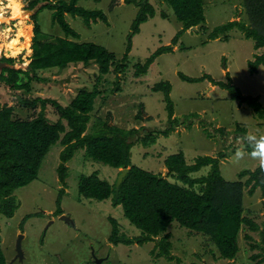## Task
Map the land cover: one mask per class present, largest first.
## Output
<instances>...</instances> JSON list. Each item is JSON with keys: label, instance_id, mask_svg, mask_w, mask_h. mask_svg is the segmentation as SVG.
<instances>
[{"label": "rangeland", "instance_id": "rangeland-1", "mask_svg": "<svg viewBox=\"0 0 264 264\" xmlns=\"http://www.w3.org/2000/svg\"><path fill=\"white\" fill-rule=\"evenodd\" d=\"M31 1L21 0L22 6L11 10L0 7L5 14L0 16V53L12 57L10 66L23 71L27 70L33 52L34 20L41 29V38L65 37L64 31L52 18L54 4L58 0H37L32 6ZM147 1L154 9V16L140 24L139 32L135 34H131V23L138 7L134 3L126 4L124 0L77 2V5L87 9H101L106 15V22L98 20L87 26L81 17L65 15L69 26L79 35L77 38L68 35L67 39L101 45L114 52L117 62H123L121 58L129 41L130 49L126 53L123 70L116 72L112 65L107 74L101 75L95 63L83 65L81 62L64 68L38 70L37 75L45 80L31 81L29 90H14L0 82V105L11 106L15 118L30 119L37 114L40 106L37 104L36 109L23 107L19 98L53 99L65 106L81 87L90 90L96 85L99 92L83 134H95L106 122L125 130L135 128L137 132L130 139L134 142L130 148L134 165L165 177L168 175L164 160L168 155L181 152L188 164L194 163L199 155H209L219 160L220 172L225 179L244 182L248 174L241 176L238 173L254 170L258 162L248 155L237 160L235 153L237 150L249 152L244 140L246 134H264V117H260L247 102L234 99L227 89L216 82H226L228 73L232 84L243 95L256 97L264 107V64L259 65L255 73H250L248 69V60H253L255 54L264 49H254L252 39L245 38L237 28L229 31L227 40L207 38L214 26L246 19L241 0H204L203 25L206 29L200 31L196 26L194 30H187L172 45V50L162 52L154 59L145 75L136 76L135 65L143 64L158 47L171 45L172 37L181 28L172 8L164 0ZM6 2L0 0V6H5ZM36 6L37 16L34 19L35 13L29 14L26 10ZM13 11L20 16L12 19L10 15ZM18 27L22 29L20 36H16ZM28 36L29 45L25 48L22 44ZM15 39L18 50L9 46ZM178 71L195 77L209 74L212 81L190 83L181 80ZM163 80L171 85V117L167 116L162 92L150 89ZM44 113L50 122H55L59 116L51 101L46 103ZM171 120H174L173 127L164 133ZM63 123H66L64 119ZM237 125L245 130H237ZM149 132L155 140L144 146L140 139ZM61 149L59 142L51 146L37 179L14 191L20 202L14 215L9 218L0 215L1 248L6 264H94L92 250L96 257L103 258L101 264H264L251 258L253 254L264 253V235L261 234L264 229V194L259 188L249 194L248 186H244L243 215L250 218L258 229L251 230L242 225L237 239L239 250L234 259L217 257L218 252L208 236L189 231L175 221L167 229L170 256L173 258L158 256L155 255L158 251L155 241L142 245L110 243L109 218L118 222L119 234L126 237H134L140 234V230L123 215L121 205H115L111 196L97 201L78 194L77 181L81 174L96 170L101 179L112 184L120 169L85 158L84 151L78 150L67 162L66 192L57 201L59 183L56 167ZM209 167L205 165L193 175L204 174ZM58 206L67 221L54 213ZM32 212L39 214L23 222V217ZM19 235H22L21 258L15 252Z\"/></svg>", "mask_w": 264, "mask_h": 264}, {"label": "trees", "instance_id": "trees-1", "mask_svg": "<svg viewBox=\"0 0 264 264\" xmlns=\"http://www.w3.org/2000/svg\"><path fill=\"white\" fill-rule=\"evenodd\" d=\"M80 0H58L54 4L52 18L64 31L65 37H52L50 40L41 38V29L36 20L33 21L32 56L27 64V70L23 71L13 66L12 57H6L0 53L2 62L7 63L0 69V82L14 90H29L33 80H45L37 75L38 70L64 68L68 64L81 62L83 65L95 63L98 73L105 75L112 65L117 70L125 67L126 53L122 56L123 62L115 61V54L105 47L94 42H76L67 39L71 35L77 38L79 35L74 31L65 19V15L79 16L84 24L89 26L98 20L106 22V15L101 9H87L77 5ZM98 1V0H95ZM173 10L181 28L171 39V45L158 47L151 53L143 64H136L134 74L145 75L149 65L162 52L172 50L178 38L193 26L205 30L204 0H164ZM37 0L31 1V6ZM124 3H134L138 10L131 23V34L139 32L140 24L154 16V9L147 0H124ZM246 19L231 20L224 24L214 26L207 34V38L221 40L228 39V33L237 28L247 39H252L254 49H264V0H241ZM22 6L21 0H7L5 7L9 10ZM53 7V6H52ZM16 13L13 11V14ZM3 15H5L3 13ZM37 14L33 15V18ZM18 26H22L18 23ZM16 36H20L22 29L18 27ZM29 36L25 37L23 47L28 48ZM182 47V44H180ZM9 46L19 49L16 39ZM15 54V52H12ZM264 64V50L255 54L253 60H248L250 73H255L258 66ZM181 80L194 83L203 79L212 81L209 74L195 77L178 71ZM226 82L216 83L227 89L232 97L240 102H247L260 117H264V107L257 102L256 97L243 95L240 89L232 84L229 74H226ZM152 91H161L165 102L167 116L173 114V102L170 99L171 85L167 80L159 81L150 88ZM97 86L92 89L81 87L72 97L70 103L60 105L53 99L35 97L31 100L19 98L23 107L39 111L30 119L13 117L11 106L0 105V215L12 217L20 205L14 195L17 188L25 186L37 179L38 171L51 146L57 142L62 146L59 152V163L56 167L58 182L61 187L58 190L57 201L62 198L67 186L66 177L68 167L66 163L78 150H83L85 158L99 161L114 168H126L129 170L123 177L117 196L115 195V182L110 184L101 179L96 170L89 174H81L77 181L78 194L86 199L102 201L112 197L115 205H121L123 215L129 222L140 230V234L134 237H126L119 234V224L114 218H109L111 231L108 241L114 245H142L147 241H155L158 249L155 255L170 256V243L167 241L169 225L175 221L179 226L189 231L202 233L213 242L218 256L222 259L232 260L235 258L238 246V232L242 225H247L251 230H257L258 226L250 218L243 215L244 186H248V193L253 194L259 188L264 194V171L259 166L254 170H242L238 174L248 177L244 182L240 180H227L220 172L219 160L209 155H199L194 163L188 164L181 152L168 155L164 160L167 175L145 170L132 164L130 148L134 143L130 139L135 136L137 129L125 130L107 122L95 134H83L90 119L93 102L98 95ZM55 106L58 119L50 122L45 116L44 110L47 102ZM140 106V104H139ZM137 117V116H136ZM139 117V116H138ZM63 119L66 123H63ZM171 125L164 133H167ZM237 130L244 131L239 128ZM241 136V135H240ZM244 137V135H243ZM155 140L150 132L140 139L146 146ZM249 152L251 149H248ZM222 155V154H221ZM210 166L206 173L194 176L203 166ZM54 213L60 215L62 209L58 206ZM38 212L26 214L22 221L25 222ZM160 234L162 236L158 237ZM264 235V229L261 230ZM158 237V238H157ZM250 238L249 236H246ZM254 249V245L250 246ZM256 247V246H255ZM252 259L256 262H264L263 254H253ZM0 264H6V259L1 248L0 235ZM196 264V263H193Z\"/></svg>", "mask_w": 264, "mask_h": 264}, {"label": "clouds", "instance_id": "clouds-1", "mask_svg": "<svg viewBox=\"0 0 264 264\" xmlns=\"http://www.w3.org/2000/svg\"><path fill=\"white\" fill-rule=\"evenodd\" d=\"M3 15V11L2 9H0V16ZM180 23V22H179ZM181 24V23H180ZM194 28H196V26H193L191 29H188V30H194ZM187 31V30H186ZM185 31V32H186ZM184 32V33H185ZM183 33V34H184ZM176 34V33H175ZM174 34V35H175ZM182 34V35H183ZM181 35V36H182ZM180 36V37H181ZM174 37V36H173ZM172 37V38H173ZM179 39V38H178ZM176 44V43H175ZM225 68V66H224ZM199 77V76H198ZM204 80H208V79H203L201 81H198V82H202ZM209 81V80H208ZM198 82H194V83H198ZM211 82V81H209ZM222 88V87H221ZM244 140L247 142L248 144V147L251 149L250 152L248 153H245L243 150H237L236 153H235V158L237 160L243 158L245 155H248L251 159L255 160L258 162V166L259 168L261 169V171H264V134H260L259 136L257 135H254V134H246L245 137H244ZM59 159V158H58ZM59 163V162H58ZM58 165V164H57ZM67 165V163H66ZM68 167V166H67ZM121 169V168H119ZM120 173V172H119ZM58 178V177H57ZM117 179V178H116ZM116 182V181H115ZM59 183V182H58ZM61 187L60 183H59V188ZM58 188V190H59ZM65 192H66V188H65ZM58 194V192H57ZM65 195V193H64ZM63 197V196H62ZM63 213V211H62ZM61 213V214H62ZM60 214V215H61ZM16 252V251H15Z\"/></svg>", "mask_w": 264, "mask_h": 264}, {"label": "water", "instance_id": "water-1", "mask_svg": "<svg viewBox=\"0 0 264 264\" xmlns=\"http://www.w3.org/2000/svg\"><path fill=\"white\" fill-rule=\"evenodd\" d=\"M38 6L32 8V9H27L26 11L29 12V14H34L37 10ZM25 13V11H24ZM5 66V63L1 61L0 59V69L2 67ZM129 168L126 167V168H121L120 169V173L118 174L117 176V179H116V182H115V195L117 196V193H118V188H119V185L123 179V177L125 176V174L128 172ZM61 219L67 221V217L64 216V215H61L60 216ZM22 238V235H19L18 238L16 239V242H15V251H16V256L18 258H21L22 257V249H21V246H20V240ZM91 256L93 257V263L94 264H101V262L103 261V258H98L95 256L94 254V251L92 250L91 251Z\"/></svg>", "mask_w": 264, "mask_h": 264}, {"label": "bare ground", "instance_id": "bare-ground-1", "mask_svg": "<svg viewBox=\"0 0 264 264\" xmlns=\"http://www.w3.org/2000/svg\"><path fill=\"white\" fill-rule=\"evenodd\" d=\"M20 16V13H14V14H12V15H10V17L12 18V19H16V18H18Z\"/></svg>", "mask_w": 264, "mask_h": 264}, {"label": "crops", "instance_id": "crops-1", "mask_svg": "<svg viewBox=\"0 0 264 264\" xmlns=\"http://www.w3.org/2000/svg\"><path fill=\"white\" fill-rule=\"evenodd\" d=\"M33 28V27H32ZM32 31H33V29H32ZM33 34V33H32Z\"/></svg>", "mask_w": 264, "mask_h": 264}]
</instances>
